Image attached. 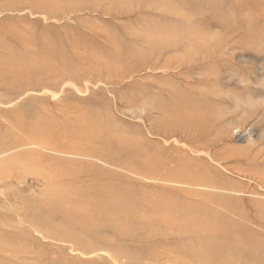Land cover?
Instances as JSON below:
<instances>
[{"label": "rangeland", "instance_id": "rangeland-1", "mask_svg": "<svg viewBox=\"0 0 264 264\" xmlns=\"http://www.w3.org/2000/svg\"><path fill=\"white\" fill-rule=\"evenodd\" d=\"M0 264H264V0H0Z\"/></svg>", "mask_w": 264, "mask_h": 264}, {"label": "bare ground", "instance_id": "bare-ground-1", "mask_svg": "<svg viewBox=\"0 0 264 264\" xmlns=\"http://www.w3.org/2000/svg\"><path fill=\"white\" fill-rule=\"evenodd\" d=\"M87 123V122H86ZM98 124V123H97ZM96 125V124H95Z\"/></svg>", "mask_w": 264, "mask_h": 264}]
</instances>
